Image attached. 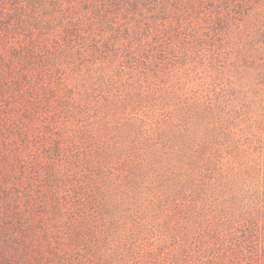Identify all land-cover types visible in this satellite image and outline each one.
Listing matches in <instances>:
<instances>
[{"label":"trees","instance_id":"1","mask_svg":"<svg viewBox=\"0 0 264 264\" xmlns=\"http://www.w3.org/2000/svg\"><path fill=\"white\" fill-rule=\"evenodd\" d=\"M248 2L223 0L222 5L231 3L228 8L246 15ZM193 6L194 0H0V141L8 149L1 159H12L16 177L10 188L14 206L0 203V264H105L108 255L121 264H264L261 158L243 154L225 160L199 143L172 165L173 151L159 125L157 134L148 135L151 140L134 139L125 162L109 161V181L98 179L103 181L93 190L85 181L91 171H84L91 168L85 132L69 136L54 127L71 106L62 99L66 61H74V67L101 58L110 59L105 67L116 64L85 92L87 104L74 116L84 131L97 115L95 107L120 93L125 75L134 80L140 71L139 90L147 86L146 95L155 97L151 87L167 86L172 72L192 58L180 31L185 18L192 20ZM100 28L103 33L97 34ZM257 37L260 41L242 50L245 58L255 54L248 63L262 57L264 30ZM258 73L264 82V61ZM130 96L124 97L129 106ZM185 115L187 122L196 118L189 108ZM39 116H46L52 141L45 149L44 175L55 199L50 203L37 170L42 158L32 146L34 131L25 121ZM132 120L141 122L137 134H143L144 121ZM13 125L17 133L7 130ZM46 137L39 139L44 143ZM106 183L117 189L123 185L126 197L111 201ZM143 188L155 197L153 207L162 218L159 232L142 223ZM112 228L125 233L118 244H112ZM62 251L69 252L67 258L61 259Z\"/></svg>","mask_w":264,"mask_h":264},{"label":"rangeland","instance_id":"2","mask_svg":"<svg viewBox=\"0 0 264 264\" xmlns=\"http://www.w3.org/2000/svg\"><path fill=\"white\" fill-rule=\"evenodd\" d=\"M211 1L217 4L213 6ZM222 1L194 0L192 20L187 21L185 18L180 31L182 39L191 46L192 58L184 66H178L181 69L172 72L167 79L169 81L167 86L151 87L150 92H154L155 97H148L147 86L144 91L139 90L138 82L143 80L140 71L134 80L128 78V75L123 76L119 83L120 93L116 92L113 99H109L100 108L94 106L97 115L91 119V124L85 131L82 122L74 118L79 108L87 104L85 92L90 90L91 81L103 73L108 74L109 69L114 68L116 64L105 67L104 63L110 61L108 58H101L79 67H74V61H66L63 64L65 75L61 77V85L64 86L65 95L62 99L69 101L71 106L67 109V115L64 113L61 114L62 118L57 117L54 127L64 135L68 133L69 136L79 137L85 132L91 167L84 170L86 172L91 170L85 179L88 188L95 190L103 180L107 181L111 177L108 174L109 161L111 164L114 161L117 165L125 162L126 153L132 148L134 139L151 140L148 135L157 134L160 131L159 125L164 127V141L173 151L169 155L172 165L176 164L180 156L186 154L190 156L193 147L201 143L202 150L208 151L209 154L218 151L221 156H225V160L243 154L261 158L260 164L264 169V82L258 73L259 65L264 61V49H260L262 57L256 58L253 64L247 61L255 57V54L245 58L242 51L244 45L252 40L254 43L260 41L257 35L264 30V0H248L246 10L244 8L246 15L242 14L244 12L240 13V10H234L233 6L228 8L231 3L222 5ZM102 33L103 28L97 29V34ZM104 36L109 35L104 33ZM176 48L178 53L179 45ZM178 55L182 59L180 51ZM174 61L177 60L174 58ZM170 86H174V89L166 91ZM130 93L131 106L124 99ZM188 108L196 117L190 118V122L185 121L187 118L184 117ZM24 112L25 109L21 107L20 118ZM97 116H100L98 120ZM132 119L144 121L143 134H137L141 122ZM34 120L35 122H29L25 119L26 124L29 123L34 131L31 135L32 146L42 158V164L37 170L45 184L43 190H47L46 201L50 203L55 199L48 193L49 188L44 180V175L47 177L49 159L46 157L45 149L48 147L47 144L52 142L46 126L48 120L46 116H39ZM122 125H124L122 131L118 132ZM7 130L17 133L14 125L9 126ZM43 130L47 134L44 143V140L39 139L46 136L41 132ZM11 138H15V135L12 134ZM7 150L0 141V203L6 205L11 202L14 206L15 192L11 190L16 178L14 166L11 158L8 161L1 159L2 153ZM134 151L137 153V148H134ZM114 173L116 174L117 170ZM98 179L103 180L98 183ZM6 181L9 183L6 184ZM106 184L109 191L107 197L111 201H122L121 199L126 197L124 196L126 188L122 187L123 185L117 189L111 183ZM261 186H264V181ZM90 195L88 191L85 198ZM259 195L261 199L264 198L262 192ZM96 197L94 193V201H97ZM154 199V195L143 188L140 200L143 203L142 213L144 211L141 214L142 223L159 232L162 218L159 211L153 207L156 206ZM122 230L112 228L110 232L112 244H118L123 240L125 233ZM155 236L159 237L157 234ZM154 240L159 244V238ZM66 253L69 252H61V259L67 258ZM104 263L121 264V261L117 256L108 255ZM53 264L60 263L55 261ZM91 264H96V260Z\"/></svg>","mask_w":264,"mask_h":264}]
</instances>
